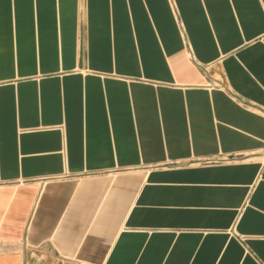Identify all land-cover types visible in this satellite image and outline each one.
I'll return each mask as SVG.
<instances>
[{"label":"crops","instance_id":"crops-1","mask_svg":"<svg viewBox=\"0 0 264 264\" xmlns=\"http://www.w3.org/2000/svg\"><path fill=\"white\" fill-rule=\"evenodd\" d=\"M0 264H264V0H0Z\"/></svg>","mask_w":264,"mask_h":264}]
</instances>
